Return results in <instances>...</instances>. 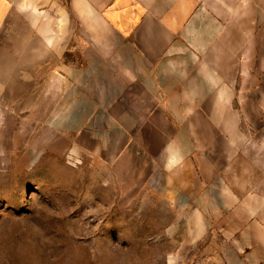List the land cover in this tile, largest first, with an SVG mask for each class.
I'll return each mask as SVG.
<instances>
[{
    "label": "rangeland",
    "instance_id": "374dc122",
    "mask_svg": "<svg viewBox=\"0 0 264 264\" xmlns=\"http://www.w3.org/2000/svg\"><path fill=\"white\" fill-rule=\"evenodd\" d=\"M24 2L0 0L15 51L57 35L24 27L23 9L42 18ZM186 2L181 73L203 106L150 123L112 108L119 122L91 124L56 59L30 106L0 101V264H264V0Z\"/></svg>",
    "mask_w": 264,
    "mask_h": 264
},
{
    "label": "crops",
    "instance_id": "0c3cea01",
    "mask_svg": "<svg viewBox=\"0 0 264 264\" xmlns=\"http://www.w3.org/2000/svg\"><path fill=\"white\" fill-rule=\"evenodd\" d=\"M25 2L40 6L42 18L33 20L28 8L23 9V26L29 31L53 27L57 35L51 39L44 30L35 38L30 34L16 51L8 41L0 43L4 46H0V101H9L7 106L14 107L19 100L30 106L36 100L33 84L41 82L38 77L43 76L47 59L68 60L56 65V76L67 88L65 98L88 109L91 124L119 122L112 108L131 118L129 123H150L155 114L167 116L169 122L176 107L203 106L201 99L186 94L191 84L181 73L188 65L178 44L188 43L189 37L178 34L185 19L182 13L179 18L175 14L191 11L186 0ZM50 9L55 18L47 20ZM199 41L225 42L220 36ZM49 46L55 53L48 52ZM148 136L161 138L159 132ZM175 137L169 132L168 139Z\"/></svg>",
    "mask_w": 264,
    "mask_h": 264
}]
</instances>
